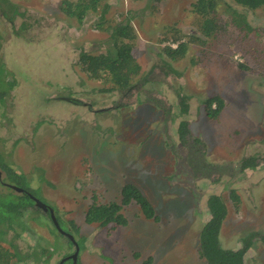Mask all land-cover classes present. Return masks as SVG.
Listing matches in <instances>:
<instances>
[{"label":"rangeland","instance_id":"1","mask_svg":"<svg viewBox=\"0 0 264 264\" xmlns=\"http://www.w3.org/2000/svg\"><path fill=\"white\" fill-rule=\"evenodd\" d=\"M9 1L24 15L11 21L0 11V90L9 96L0 101V170H15L56 210L82 243L78 264H208L200 235L213 194L227 206L224 248L264 235V6L250 11L219 0V18L228 24L206 37L196 0H105L82 20L61 9L76 0ZM129 11L139 74L127 87L90 78L80 55L107 50L109 32L97 28L101 14L115 24ZM234 15L252 29L231 26ZM177 36L189 43L173 60L162 49L176 46ZM213 97L223 103L215 117L205 108ZM248 157L257 165L242 171ZM3 172L5 182L18 185ZM127 183L148 197L156 219L132 202L120 211L127 224L109 229L86 221L92 203H121ZM9 188L0 180V190ZM23 218L33 231L16 239L23 252L37 250L41 259L33 264H59L74 253L42 207L31 206ZM53 245L50 256L41 255ZM244 264H264V242L254 240Z\"/></svg>","mask_w":264,"mask_h":264},{"label":"trees","instance_id":"2","mask_svg":"<svg viewBox=\"0 0 264 264\" xmlns=\"http://www.w3.org/2000/svg\"><path fill=\"white\" fill-rule=\"evenodd\" d=\"M103 1L105 0L65 1L66 4H63L61 9L68 15L82 20L86 17L87 13L92 11L98 12L99 6ZM234 1L250 11L264 6V0ZM193 6L198 14L204 16V21L199 29L203 36L211 37L225 32L228 21L226 24H223L222 19L219 18V0H196ZM0 11L11 21H14L16 15H24V12L19 11L17 6L9 0H0ZM104 16L105 14L102 13L97 28L109 32L108 48L105 52L98 54H92L86 50H82L80 55L81 64L90 78L104 81L110 80L119 87H127L134 75H138L141 69L133 55L132 41L137 38L135 28L131 24L134 13L133 11H129L123 20L115 24L108 21ZM240 23L239 18H236V15H234L231 19V26L235 28L239 27L240 30L252 29L251 23L246 18H243L242 25H240ZM179 38L180 36H177L173 40L178 42L176 46L166 45L162 49L163 53L173 60L184 56L188 48L189 41H180ZM195 38L194 35L188 36L189 40ZM1 77L0 75V78ZM6 84L5 82V85ZM8 97L9 96L6 97V94L0 90V101H3V99L6 100ZM185 99L186 97H182L181 99V103L184 105L183 112H187L188 107L185 105ZM214 104L216 105L213 106ZM222 106L223 103L220 97H213L205 101V108L207 109L208 115L211 117L218 115ZM179 130L181 132V138L185 140V133L189 132L188 122L183 121ZM255 161L256 158L254 157L243 159L240 164L241 170L244 171L246 168H255L257 165ZM2 170L6 172L7 178H10L9 181L11 180L12 183L15 182L20 187H24L28 192L34 193L35 188H31L30 183L23 181L15 170L9 169L4 165H2ZM26 190L18 192L13 187L9 188L7 192L0 190V264H33L35 261L41 259L40 255L39 257L36 256V249H27L23 252L18 241V239L22 237L21 233L23 231H33L28 219L23 218V216L26 215V213L28 214L31 206L37 204ZM35 192L37 194V191ZM231 196L237 199V195L234 191H232ZM132 202L140 205L141 213L145 218H157L156 210L148 197L135 184L127 183L121 190V203H92L87 209L86 221L90 224L98 223L100 226L109 229L115 228L118 225L127 224L126 217L120 211L123 205H128ZM208 207L211 217L201 231L200 256L204 258L208 264H244V256L249 248H251L254 240L260 239L264 242V235L252 233L249 236H245V238H243L244 245L237 250L224 248L221 245L219 237L224 219L228 212L227 206L220 195L213 194L208 198ZM47 213L52 224H54L55 228L58 230L51 217L50 211H47ZM55 216L58 219L60 227L61 225L64 226V223L59 219V215L56 214V210ZM64 228L71 234L68 228L65 226ZM61 236L68 239L70 243H73L69 236L65 234H61ZM16 237H18V239H16ZM6 242L9 243V247H5ZM78 245L81 246L82 243L81 245L78 243ZM54 246L55 245L51 248L47 246L41 247V255L50 256L55 250Z\"/></svg>","mask_w":264,"mask_h":264},{"label":"water","instance_id":"3","mask_svg":"<svg viewBox=\"0 0 264 264\" xmlns=\"http://www.w3.org/2000/svg\"><path fill=\"white\" fill-rule=\"evenodd\" d=\"M2 170H0V177L2 176ZM11 187H13L14 189L18 190V191H23L22 188L16 186V185H11L9 184ZM33 199L35 200L37 206H40L42 207L45 211H50V214H51V217L53 218V221L55 223V225L57 226L58 230L63 233V234H66L67 236L70 237V239L73 241V243L75 244L76 246V250L72 256V259H73V264H78V254H79V250H80V247L78 245V243L76 242L74 236L66 231H64L61 227H60V224L55 216V210L54 208H52L51 206H49L48 204L40 201L39 199H37V197H34L32 196ZM64 260H62L59 264H63Z\"/></svg>","mask_w":264,"mask_h":264},{"label":"flooded vegetation","instance_id":"4","mask_svg":"<svg viewBox=\"0 0 264 264\" xmlns=\"http://www.w3.org/2000/svg\"><path fill=\"white\" fill-rule=\"evenodd\" d=\"M4 171V170H3ZM3 171H1L2 172V176L0 177V180L2 181V183H4L5 185L6 184H8L9 185V183H7V182H5L4 181V179H3ZM17 186V185H16ZM18 187H20V186H18ZM20 188H22V187H20ZM23 189V188H22ZM18 191V190H17ZM23 191H25V189H23ZM18 192H21V191H18ZM26 192H28L27 190H26ZM30 195H31V197L32 196H34L32 193H30V192H28ZM35 197V196H34ZM33 198V197H32ZM66 235V234H65ZM75 250H76V247H75ZM75 252V251H74ZM80 253V252H79ZM74 254V253H73ZM73 254H71V255H67L66 257H64L62 260H64V262H63V264L66 262V261H71V264H73V259H72V256H73ZM78 257H79V254H78Z\"/></svg>","mask_w":264,"mask_h":264},{"label":"clouds","instance_id":"5","mask_svg":"<svg viewBox=\"0 0 264 264\" xmlns=\"http://www.w3.org/2000/svg\"><path fill=\"white\" fill-rule=\"evenodd\" d=\"M2 170V169H1ZM3 171V170H2ZM53 208V207H52ZM58 220V219H57ZM59 231V230H58ZM70 238V237H69ZM76 240V239H75ZM76 242H78L77 240H76ZM80 247V246H79ZM79 252H80V250H79Z\"/></svg>","mask_w":264,"mask_h":264}]
</instances>
